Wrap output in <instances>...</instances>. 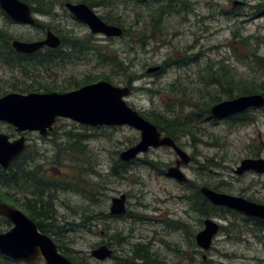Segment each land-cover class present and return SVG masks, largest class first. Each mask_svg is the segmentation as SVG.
<instances>
[{
	"label": "rangeland",
	"instance_id": "374dc122",
	"mask_svg": "<svg viewBox=\"0 0 264 264\" xmlns=\"http://www.w3.org/2000/svg\"><path fill=\"white\" fill-rule=\"evenodd\" d=\"M64 1L92 2L99 17L128 32L118 37L91 33L61 7ZM44 2V7L49 5ZM52 11L35 14L41 27L17 23L0 8V39L32 40L44 35L47 26L65 39L85 40L83 53L77 49V56L47 70H34L30 64L25 73L0 62V94L14 90L15 83L47 84L63 92L86 80H105L104 76L118 86L136 77L133 91L124 96L129 106L145 118H176L192 128L193 135L180 134L177 140L192 156L182 167L190 184L264 203V175L235 172L245 157L264 158V107L250 109L253 119L242 125L209 112L210 101L228 99L225 93L240 82L264 86V0H54ZM245 37L248 42L242 40ZM115 56L122 62L118 67L112 61ZM158 64L159 73L146 72ZM0 132L11 139L19 135L1 121ZM139 134L128 125L90 126L66 117L56 118L48 137L25 132L30 157L23 158L28 161L25 168L36 167L43 180L59 187L47 188L50 191L42 192V201L29 205L25 199L32 198L30 189H16L18 194L12 188L20 199L13 205L23 212L26 206L36 211L57 247L53 235L68 253L88 264H141L132 254L135 241L146 242L147 258L154 264L158 258L160 264H264V221L234 210L224 208L211 216L221 230L208 250L195 245L193 235L204 218L196 207L202 205L201 197L196 200V188L166 174L177 158L175 152L151 147L132 162H120L119 152L135 144ZM114 168L120 169V175L114 174ZM121 193L126 195L127 211L111 215V198ZM94 214L96 219L83 224ZM11 225L0 218V232ZM101 244L113 253L98 260L90 252ZM2 256L0 264H28L6 262ZM32 264L45 263L39 258Z\"/></svg>",
	"mask_w": 264,
	"mask_h": 264
},
{
	"label": "water",
	"instance_id": "95a60500",
	"mask_svg": "<svg viewBox=\"0 0 264 264\" xmlns=\"http://www.w3.org/2000/svg\"><path fill=\"white\" fill-rule=\"evenodd\" d=\"M69 10L87 24L92 33L118 37L123 30L97 16L84 3H66ZM0 8L13 20L32 24L35 20L30 6L22 0H0ZM60 39L50 30L43 40L23 41L14 39L12 46L20 52L31 53L41 46L56 47ZM159 66L149 67L146 72L157 71ZM130 93L127 86H118L107 80L84 84L64 92H10L0 97V121L13 125L18 132L37 130L46 134L56 117H66L81 124L128 125L140 132L138 141L119 152V158L129 161L149 148L166 146L177 155L174 164L166 168V174L180 183L188 180L182 165L191 161L190 155L169 135H162L156 125L144 118L124 100ZM264 107V95L259 92L240 94L212 104L209 112L215 118H224L251 108ZM25 138L10 141L9 136L0 133V166L7 168L11 161L24 149ZM253 170L264 173V158H243L235 171L242 173ZM199 191L214 206L227 207L245 215L264 220V204L243 197L218 192L206 185ZM126 212V195L121 193L111 198L109 213L122 215ZM0 213L12 224L0 232V253L17 262L32 264L39 258L45 264H76L57 247L52 238L41 231L36 222L21 209L0 201ZM219 230V223L212 218L204 219V226L195 235V242L202 250H208ZM91 256L103 260L112 255V249L101 244L90 252Z\"/></svg>",
	"mask_w": 264,
	"mask_h": 264
},
{
	"label": "flooded vegetation",
	"instance_id": "af4514ba",
	"mask_svg": "<svg viewBox=\"0 0 264 264\" xmlns=\"http://www.w3.org/2000/svg\"><path fill=\"white\" fill-rule=\"evenodd\" d=\"M23 1V0H22ZM31 2H33V4H35L36 2H37V0H30ZM39 2H41L42 1V3H40V5H39V7H37L36 6V4L35 5H33L32 4V6H30L27 2V4L30 6V9H31V11H32V14L35 16V14H41V15H50V14H52L53 13V8H54V0H48V4L49 5H47L46 7H44L45 6V2H44V0H38ZM25 2V1H24ZM68 2H70V3H72V4H74V3H84V4H86L89 8H91L92 9V5H93V3L92 2H87V1H80V2H71V1H64L63 2V6L61 5V7H64L67 11H68V13L69 14H71V16L73 17V18H75V19H77V20H79V21H81L80 19H78L70 10H69V8L67 7V5H66V3H68ZM92 11L94 12V10L92 9ZM4 12V11H3ZM95 13V12H94ZM6 14V13H5ZM96 14V13H95ZM97 15V14H96ZM98 16V15H97ZM35 18V17H34ZM101 18V17H100ZM102 19V18H101ZM13 20V19H12ZM103 21H105L104 19H102ZM13 21H15V20H13ZM40 20H38L37 18H35V20H34V22L31 24V25H38V26H41L42 27V25H41V22H39ZM15 22H17V23H20V22H18V21H15ZM81 22H83V21H81ZM106 23H109V22H107V21H105ZM21 24H23V23H21ZM86 24V23H85ZM109 24H113V23H109ZM87 25V24H86ZM45 29H44V35H40V36H36V38H34V39H32V40H23V41H38V40H43L44 38H45V36H46V33H47V31H51V32H53L55 35H57L58 37H59V39H60V43H59V45H57L56 47H50V46H47V45H43V46H41L38 50H36V51H33V52H31V53H23V52H20V51H17L13 46H12V42H13V40L14 39H17V38H10V39H7V38H1L0 39V62H3V63H5V64H7V65H10L11 66V68H17V69H19V70H21L22 72H24L25 73V71H26V69L28 68V66H30V64L31 65H33V67H32V69H34V70H37V69H40V68H43V69H45V70H47V69H49V68H51V66H55V65H60V64H64L65 62H67L69 59H71V58H73L74 57V55H76L77 56V52H79L80 53V50L81 49H83L84 48V43H85V40H82V39H79V38H77V37H74V38H71V40H68V39H65V37H63V36H60V35H58L56 32H54L53 30H51L50 28H48L47 26H45L44 27ZM92 33V32H91ZM101 34V33H100ZM102 35H104V34H102ZM104 36H106V35H104ZM107 37H113V36H107ZM17 40H20V39H17ZM77 49H80V50H77ZM81 52L83 53V50H81ZM52 55H56V56H58V58L57 59H53L52 58ZM78 57H81V55H78ZM78 59H80V58H78ZM159 65V69L157 70V71H153V72H147V73H155V72H157V73H159L160 72V69H162V66L160 65V64H158ZM154 66H156V65H154ZM150 67H152V66H150ZM149 68V67H148ZM147 68V69H148ZM146 69V70H147ZM136 77H129V81L126 83V85H124V86H127V87H129V89H130V93L133 91V89H134V86H133V84H132V81L135 79ZM21 83V82H20ZM91 83V82H90ZM85 84H87V83H85ZM82 85H84V84H82ZM82 85H80V86H82ZM80 86H77V88L78 87H80ZM14 90H9V91H4V92H2V94H0V97L1 96H3V95H5V94H7V93H10V92H17V93H22V94H26V93H29V92H39V93H47V92H51V91H53L54 90V88L53 87H50V86H48L47 84H38L37 86H34L32 83L31 84H26L24 87H20V86H18V84H14ZM40 88H43V89H45V90H43V92L42 91H38L37 89H40ZM74 89H76V88H74ZM27 90H32V91H27ZM59 91V90H58ZM69 91V90H68ZM57 92V91H56ZM64 92V91H63ZM129 93V94H130ZM128 94V95H129ZM248 110H250V109H248ZM247 111V110H246ZM141 114V113H140ZM142 115V114H141ZM143 116V115H142ZM144 117V116H143ZM57 118V117H56ZM145 118V117H144ZM157 118H160V117H157ZM147 120H149L148 118H146ZM56 120V119H55ZM55 120H54V122H55ZM150 122H152L151 120H149ZM1 122H4V121H1ZM54 122H53V124H54ZM5 123H7V122H5ZM153 123V122H152ZM7 124H9V123H7ZM53 124H52V126H51V129H49L48 131H47V133L46 134H41V133H39V131H37V130H33V131H36L40 136H42V137H48V135H51V133H52V129H53ZM154 124V123H153ZM9 125H11V124H9ZM85 125H87V124H85ZM156 125V124H155ZM13 128H14V130L16 131V129H15V127L13 126V125H11ZM91 126V125H90ZM97 126V125H96ZM157 127V126H156ZM157 129H158V127H157ZM159 130V129H158ZM28 131V130H27ZM27 131H23V132H18V131H16V132H18L19 133V135L17 136V137H15V138H13V139H11L10 138V135L9 134H7V133H5V134H7L8 136H9V140L10 141H12V140H15V139H17V138H19L20 136H24V138H25V143H24V149L17 155V157L13 160V161H11L10 162V164H9V166L7 167V168H3V167H1L0 166V169H2L3 170V172L1 173V170H0V176H1V178L3 177V175L8 171V169L10 168V166L14 163L15 164V168H16V175H17V177H18V180H17V183H19V184H17L16 185V187H15V189H13L12 191L14 192V193H18L19 194V192H18V190H16V189H23L25 192L27 191V189H30V195H31V199H25V202L27 203V204H25V205H29V202H33V203H35L36 201H42L41 200V198L43 197V196H41V194H42V192L45 190V189H47V188H45L47 185L48 186H51L52 184V181H51V183H49V180L47 179L46 181L45 180H43L41 177H40V175L36 172V170H37V168L36 167H33L32 169H30V171H33V172H29V181H26V180H24L23 179V168H22V166H24V164H26L28 161H25V160H23V158H25L26 156L27 157H29V155L27 154V147H28V145H27V141H26V136H25V132H27ZM160 131V130H159ZM161 132V131H160ZM0 133H4V132H0ZM162 133V135H167V134H164L163 132H161ZM171 137V136H170ZM172 138V137H171ZM176 141V143L178 144V142H177V140H175ZM179 145V144H178ZM180 146V145H179ZM160 147V146H159ZM166 147V146H165ZM181 147V146H180ZM176 154V153H175ZM118 157H119V155H118ZM190 157H191V160H192V156L190 155ZM30 158V157H29ZM137 158V157H136ZM136 158H134V159H132V160H129V161H123V160H121L120 158V162L122 161L123 163L124 162H127V163H129V162H132V161H134ZM245 158H255V157H245ZM256 158H258V157H256ZM175 162V161H174ZM123 163H121L122 165H123ZM190 163V162H189ZM174 164V163H173ZM172 165V164H171ZM187 165V164H186ZM124 166V165H123ZM184 165H182L181 167H183ZM247 171H253V170H246V171H243L242 173H244V172H247ZM236 172V171H235ZM253 172H256V171H253ZM237 173V172H236ZM242 173H237V174H242ZM256 173H259V174H263L264 175V173H260V172H256ZM38 178H40L41 179V181H43V183L42 184H44V186L41 184V186L42 187H40V188H37L36 187V180H38ZM28 182V184H29V187H26L25 186V184H23V183H26V182ZM56 182V181H55ZM181 184H185V185H188V187H194V189L196 188V190H198L199 191V187L200 186H202L203 184H201V185H199V186H196V184L195 185H193V184H190V179L188 178V180L186 181V182H184V183H181ZM53 186H55V187H59L58 185H53ZM207 186V185H206ZM209 187V186H208ZM211 188V187H210ZM191 189V188H190ZM212 189H214V190H216V191H218L217 190V188L215 187V188H212ZM11 191V193L14 195V197H13V200H0V201H3V202H5V203H7V204H9V205H11V206H13V207H16V206H14L13 205V203H17L18 204V201L20 200L13 192ZM218 192H220V191H218ZM199 193L201 194V196L207 201V202H209L205 197H204V195L199 191ZM224 193V192H223ZM228 194V193H227ZM24 195H25V193H24ZM38 195V196H37ZM191 195V194H190ZM230 195H232V194H230ZM235 196H239V197H243V196H240V195H235ZM243 198H245V197H243ZM189 200H190V197L188 198ZM245 199H247V200H250V201H253V202H255L254 200H252V199H249V198H245ZM258 201V200H257ZM210 203V202H209ZM256 203H259V202H256ZM211 204V203H210ZM262 204H264V203H262ZM21 206H22V204H20ZM211 205H213V204H211ZM214 206V205H213ZM216 207H220V206H216ZM18 208V207H17ZM222 208H226V209H229V210H234V209H230V208H227V207H222ZM126 211H127V208H126ZM234 211H237V210H234ZM237 212H239V211H237ZM25 213V212H24ZM126 213V212H125ZM124 213V214H125ZM239 213H241V212H239ZM1 214V213H0ZM241 214H243V213H241ZM2 215V214H1ZM27 215V214H26ZM111 215H113V214H111ZM123 215V214H122ZM243 215H245V214H243ZM115 216H120V215H115ZM204 216V215H203ZM245 216H248V215H245ZM207 217H209V218H211V215H208V216H204V218H203V220H202V227L199 229V230H201L202 228H203V226H204V219L205 218H207ZM248 217H252V216H248ZM246 218V217H245ZM252 218H256V217H252ZM213 219V218H212ZM257 219V221L258 220H261L260 222H262V221H264L263 219H260V218H256ZM215 220V219H214ZM217 222V221H216ZM219 223V222H218ZM198 230V231H199ZM221 230V225H220V223H219V230H218V232ZM197 231V232H198ZM197 232H195L194 233V235H193V237H194V242H195V235H196V233ZM218 232H217V234H218ZM216 234V235H217ZM191 235H192V233H191ZM216 235L214 236V238L216 237ZM214 238H213V240H214ZM158 241H159V243H160V235H159V237H158ZM212 243H213V241H212ZM195 245L197 246V244H196V242H195ZM211 246H212V244H211ZM210 246V247H211ZM133 247V251H132V254H133V256L135 257V258H137V259H140L141 260V262H139V263H143V264H154V262L151 260V259H149V258H147V252H148V248L146 247V242H143V241H135V242H133V243H131V248ZM198 247V246H197ZM209 247V248H210ZM201 251H202V249L200 248V247H198ZM112 249V248H111ZM203 251H205V250H203ZM112 253H113V249H112ZM2 254V253H1ZM3 255V254H2ZM5 255H3L2 257H4ZM203 257V260L205 261V256H206V254L204 253L203 255H202ZM7 257V256H6ZM9 258V257H8ZM11 259V258H10ZM12 260V259H11ZM14 261V260H13ZM158 264H160V260H159V258H158V262H157Z\"/></svg>",
	"mask_w": 264,
	"mask_h": 264
},
{
	"label": "trees",
	"instance_id": "16d2710c",
	"mask_svg": "<svg viewBox=\"0 0 264 264\" xmlns=\"http://www.w3.org/2000/svg\"><path fill=\"white\" fill-rule=\"evenodd\" d=\"M25 2H27L30 6H32L33 2H31L30 0H23ZM41 2H39L37 0V2L35 3L37 6L40 5ZM261 7H262V4H261ZM114 22L117 21V18L116 20L114 19L113 20ZM114 24V23H113ZM117 25V24H115ZM120 26V25H118ZM123 30V33H126L128 31H126L124 29L123 26H120ZM152 37V36H151ZM242 40L244 42H248L249 39L248 38H242ZM253 56L256 57L257 59H260V57L255 54L253 52ZM52 58L53 59H57L58 56L56 55H52ZM112 61L114 63V65L116 67L118 63H122L116 56L115 58H112ZM260 61V60H259ZM261 62V61H260ZM121 67V66H120ZM119 67V68H120ZM124 67H121L120 69H123ZM105 80H110L107 76H104L103 77ZM89 81L86 80L84 81L83 83H88ZM241 86H237L235 88H233V90L236 92L235 95H233V90L231 91V89H228V92L225 93V96L227 98H232L234 96H237V95H240V94H249V93H254V92H259V93H262L264 95V86H262L263 84H257V83H249V82H244L243 84L240 82ZM234 84L232 83V86ZM213 102H217V99L216 100H213ZM212 101H210V105L211 104H214ZM208 104V106H209ZM208 110V107L206 108ZM227 118H229L231 121V123L233 125H242V124H245V123H248L250 122L253 118H251L249 116V110L247 111H244V112H241V113H238V114H234V115H231V116H228ZM176 118L174 119H169V118H166V117H163L160 115V118H151L149 120H151L154 124H156V126L158 127V129L163 132L164 134H167L169 136H171L174 140H178V137L180 134H185V133H190L191 135L193 130L191 127H186V123L184 121H180L177 119L175 120ZM121 164V163H120ZM118 165V164H117ZM23 168V179L26 180V181H29V172H33V171H30V170H27V167L25 168V166H22ZM1 170V173L3 172L2 169ZM114 174L115 175H120V172L119 171L120 169H116L114 168ZM0 173V174H1ZM17 180H18V177L16 175V168H15V164L13 163L10 168L8 169V171L3 175V177L1 178L0 176V200H13V194L11 193V189L12 188H15L17 184ZM25 181V182H26ZM43 183V181H41L40 178H38V180H36V187L37 188H40L42 187L41 184ZM191 183V182H190ZM25 184L26 187H29V184L28 182L26 183H23ZM44 186V184H42ZM45 187V186H44ZM45 188H50L53 189L55 188V186L51 185V186H46ZM2 189H5L4 191ZM47 192H49L50 190L48 189H45ZM196 192V200H197V197H201V198H198L200 199V201L202 202V205H199V206H196L198 211L202 214V215H215L216 212L218 211H223L224 208L222 207H216V206H213L211 205L209 202H207L202 196L201 194L199 193L198 190L195 191ZM27 216H29L31 219H33L37 226L40 228L41 231L43 232H50L49 234H52L50 230H48L47 228L44 227L42 221L40 220V215H36V211L32 210L30 207H27L24 209ZM50 210V209H47V211ZM101 216H104V213H101L100 214ZM3 215L0 214V218L3 220L4 223H9V221L4 217ZM100 218V217H99ZM90 219H96V214L92 215L91 217L87 218L84 220L83 224L85 223L86 220H90ZM261 220H258V222H260ZM54 236V240H56L58 242V248L59 250L64 253L65 255H67L74 263L76 264H88L85 260V258L83 257H79V256H75V255H71L70 253H68L65 248L63 247V244L61 242V240L56 237L55 235ZM3 259L8 262V261H12L10 258L4 256Z\"/></svg>",
	"mask_w": 264,
	"mask_h": 264
},
{
	"label": "bare ground",
	"instance_id": "6f19581e",
	"mask_svg": "<svg viewBox=\"0 0 264 264\" xmlns=\"http://www.w3.org/2000/svg\"><path fill=\"white\" fill-rule=\"evenodd\" d=\"M157 66H159V65H157ZM160 68V67H159ZM251 109H254V108H251ZM182 148V147H181ZM183 149V148H182Z\"/></svg>",
	"mask_w": 264,
	"mask_h": 264
}]
</instances>
